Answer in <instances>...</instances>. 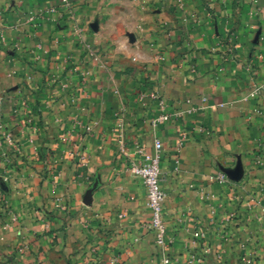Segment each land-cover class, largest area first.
<instances>
[{"label":"crops","instance_id":"0c3cea01","mask_svg":"<svg viewBox=\"0 0 264 264\" xmlns=\"http://www.w3.org/2000/svg\"><path fill=\"white\" fill-rule=\"evenodd\" d=\"M0 29V264H159L126 170L155 136L174 264H264V0H0ZM153 91L208 108L154 128Z\"/></svg>","mask_w":264,"mask_h":264},{"label":"built area","instance_id":"2783aa9c","mask_svg":"<svg viewBox=\"0 0 264 264\" xmlns=\"http://www.w3.org/2000/svg\"><path fill=\"white\" fill-rule=\"evenodd\" d=\"M0 36L2 40L6 39L5 31L3 29H0ZM262 89L263 85L254 84L250 88L249 95H258ZM142 95L145 96L146 94ZM148 96L158 102L159 113L151 121L154 128H156L160 123H166L178 118L184 120L188 113H195L198 110H205L208 108L207 96L201 97L200 105L193 103L191 99L186 100V103L188 104L187 108L171 106L167 99L159 91H153ZM199 129L200 131L205 130L203 127H199ZM92 130L93 126L87 127L88 132H92ZM187 138L188 131L182 130L179 140L180 147L183 146ZM5 139L10 144H15V141L10 133L6 134ZM162 149L163 142L157 136L154 138L153 152H149L143 145L137 142V156L128 163L126 170L134 178L140 179L146 188L147 205L151 212V219L148 223V227L153 231L155 241L158 246L159 264H174L173 257L170 254L172 240L167 236V225L164 218V203L168 194L163 188L161 182L163 177L160 167ZM80 157L82 161L85 160V156L83 154H81ZM215 179L223 183L230 182L229 177L223 172H219L215 176ZM203 238H205V234L202 230L194 232V239L196 241ZM203 262L204 257L201 253L192 252L187 264H202Z\"/></svg>","mask_w":264,"mask_h":264},{"label":"rangeland","instance_id":"374dc122","mask_svg":"<svg viewBox=\"0 0 264 264\" xmlns=\"http://www.w3.org/2000/svg\"><path fill=\"white\" fill-rule=\"evenodd\" d=\"M3 182L4 181H0V205H2L3 203L6 205L7 201L3 198L2 196V189H3ZM1 213V210H0ZM248 240H242L240 239V241H237V245H239L241 247V249H245V247L247 246V242ZM243 261L245 264H257L256 261V254L255 253H250L247 257L243 258Z\"/></svg>","mask_w":264,"mask_h":264}]
</instances>
